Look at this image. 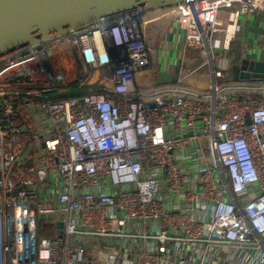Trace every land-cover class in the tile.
<instances>
[{"label": "built area", "instance_id": "1", "mask_svg": "<svg viewBox=\"0 0 264 264\" xmlns=\"http://www.w3.org/2000/svg\"><path fill=\"white\" fill-rule=\"evenodd\" d=\"M258 10L264 0L135 9L1 57L0 264H264V94H227L264 82L199 73L216 35L227 46ZM166 19L196 67L148 86V27ZM193 74L207 88L184 86Z\"/></svg>", "mask_w": 264, "mask_h": 264}, {"label": "water", "instance_id": "2", "mask_svg": "<svg viewBox=\"0 0 264 264\" xmlns=\"http://www.w3.org/2000/svg\"><path fill=\"white\" fill-rule=\"evenodd\" d=\"M184 1L186 0H0V58L24 51L27 47L39 46L56 37L89 29L98 24L101 18L112 20L135 9L162 10ZM172 23L175 27V23ZM248 31L264 36V28L248 26ZM217 36L223 38L222 35ZM153 52L158 55L159 51ZM178 65V62L173 66L169 65L165 71L162 68L156 69L155 86L175 84ZM224 71L229 72L232 83L264 82V59L242 58ZM184 86L190 87L191 84L186 82Z\"/></svg>", "mask_w": 264, "mask_h": 264}, {"label": "crops", "instance_id": "3", "mask_svg": "<svg viewBox=\"0 0 264 264\" xmlns=\"http://www.w3.org/2000/svg\"><path fill=\"white\" fill-rule=\"evenodd\" d=\"M218 19L223 23L227 24V12L222 11L218 14ZM173 20L166 19L150 24L148 27L147 37L149 46L156 50L155 39L153 40V35L159 36L160 40V49L157 59V69L162 68L164 71L167 70L166 67L173 66L174 63L184 64L188 67L194 66L195 51H185L183 48V39L180 32L173 26ZM248 26H254L259 28H264V10L255 11V13L248 16H241L237 20L234 28H230L229 34L233 37L227 46H224L223 38L217 36L215 38V45L213 46L214 55H215V65L216 72L224 74V69L228 68L229 65L233 64L230 60V54L232 45L238 44L240 46V51L238 52V61L242 58H249L251 60H262L264 59V36L254 34L248 31ZM158 33V34H157ZM158 47V45H157ZM219 60L217 61V59ZM198 66V65H197ZM171 68V67H170ZM169 70V69H168ZM155 72L151 77V82L145 83V85H150L154 81ZM196 75H192L190 80ZM230 80V79H229ZM209 83V80L206 79ZM224 86L228 84H222ZM207 88L205 86L203 90ZM170 133V131H167Z\"/></svg>", "mask_w": 264, "mask_h": 264}, {"label": "rangeland", "instance_id": "4", "mask_svg": "<svg viewBox=\"0 0 264 264\" xmlns=\"http://www.w3.org/2000/svg\"><path fill=\"white\" fill-rule=\"evenodd\" d=\"M158 34V33H157ZM155 39V44H156V51H159V49H160V38H159V36H156V35H153V40ZM157 45H158V47H157ZM233 46H238V44H233ZM155 50V49H154ZM219 60V58L217 59V61ZM199 61V65H201V64H203L204 63V61H202V60H198ZM198 65V64H197ZM191 67H196V65H192ZM202 70L199 72V73H201V74H204V73H207L209 70H212V71H216V65H215V62H213L212 64H211V68L208 66V65H205V66H203L202 68H201ZM156 70V69H155ZM155 70H153V72H155ZM186 71V70H185ZM153 72H147V74H148V76H145L143 79L144 80H146L148 77H152L153 76ZM183 73H185L186 74V72H183ZM221 76L222 77H220V78H216L217 79V81H218V83H220V85L221 84H228V86L227 87H229V86H234V87H238V86H243L244 85V83H236V84H234V83H232L231 81H229V79H230V74H229V72H224V74L222 75L221 74ZM77 78L76 77H72V78H70L69 79V81H67L66 83H64V84H62L61 83V85L60 86H63V85H66L65 87H69V86H72V88H71V90H74L76 87V85H77V83L78 82H75V80H76ZM137 80H139V78H137ZM193 81V80H192ZM201 81H204V80H201ZM208 86V85H207ZM205 87V86H204ZM208 95V94H210L209 93V91L207 92V93H204V95Z\"/></svg>", "mask_w": 264, "mask_h": 264}, {"label": "trees", "instance_id": "5", "mask_svg": "<svg viewBox=\"0 0 264 264\" xmlns=\"http://www.w3.org/2000/svg\"><path fill=\"white\" fill-rule=\"evenodd\" d=\"M239 51H240V46H233L232 45V49L230 52V54L232 55V56H230V58H231L230 61L232 63L238 62V52ZM238 83H244L245 86H251V85L259 84L260 82H238ZM234 84H236V83H234ZM232 93L237 94L239 96H251V97H259V96L264 94L263 91H259V90L254 91V90H246V89H238V88L228 90L227 94L230 95ZM72 95H74V94H59V95H56L55 98H68ZM42 235H46V234H42Z\"/></svg>", "mask_w": 264, "mask_h": 264}, {"label": "bare ground", "instance_id": "6", "mask_svg": "<svg viewBox=\"0 0 264 264\" xmlns=\"http://www.w3.org/2000/svg\"><path fill=\"white\" fill-rule=\"evenodd\" d=\"M231 35V34H230ZM229 33H228V37L230 36ZM193 80V81H192ZM192 80H188V82L190 83H193L197 86H200V87H204V86H207L209 85V83L207 82V84L205 83V81H200L199 79H193Z\"/></svg>", "mask_w": 264, "mask_h": 264}]
</instances>
